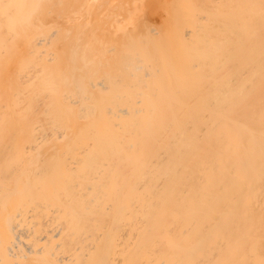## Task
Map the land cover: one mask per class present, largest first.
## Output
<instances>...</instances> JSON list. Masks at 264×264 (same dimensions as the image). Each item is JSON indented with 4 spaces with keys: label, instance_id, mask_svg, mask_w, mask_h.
Here are the masks:
<instances>
[{
    "label": "bare ground",
    "instance_id": "1",
    "mask_svg": "<svg viewBox=\"0 0 264 264\" xmlns=\"http://www.w3.org/2000/svg\"><path fill=\"white\" fill-rule=\"evenodd\" d=\"M33 1L0 0L1 41L67 11L39 0L30 17ZM186 2L172 40L149 21L143 49L119 14L130 52L96 28L86 44L76 16L64 69L73 32L31 23L18 62L36 64L17 63L15 108L0 104V264H264V0Z\"/></svg>",
    "mask_w": 264,
    "mask_h": 264
},
{
    "label": "rangeland",
    "instance_id": "2",
    "mask_svg": "<svg viewBox=\"0 0 264 264\" xmlns=\"http://www.w3.org/2000/svg\"><path fill=\"white\" fill-rule=\"evenodd\" d=\"M44 1H45V0H43V2H42V1H41V2L44 3ZM50 1H53V0H50ZM54 1L57 2V0H54ZM60 1L63 2V5H62V6H64V5L66 6V7L64 6V8L61 6V8L64 9L63 12L65 11L66 8H67V9H66L67 11H68V10H69V11H70V10L72 11L71 7H72L73 4H72L71 6L69 5V3H70L69 1H70V0H69V1H68V0H67V1H66V0H64V1H63V0H60ZM76 1L79 3L78 0H76ZM80 1H81V0H80ZM85 1H86V2H85ZM99 1H100V2H99ZM102 1H103V0H102ZM102 1H101V0H82V1H81L82 4H81V3H80L81 5L78 4L79 7H78V5H77V6L75 5V6L78 7V8H75L76 10L73 9V10H75V11H72V12H75V14H73V15L75 16V18H74V16L72 15L73 17L70 16L71 19H70L69 16H68L69 18L67 17V11H65L66 16H65V14H64V16H63L64 19H62V18H63V17H62V14H61L62 9H61V12H59V11H60V8H59V9L57 8L59 11H58V14H57L58 16L56 17V16H55V15H56L55 13H57V12H55V9H56L55 7H56V5H55L54 2H53L52 5H51V2L48 1L50 7H52V8L54 7L53 9H51V8L49 7V5H48V7H49L51 10H54L55 13L52 11V13H54V16L52 15V16H51L52 19H49L50 21H48V22L46 23V21H47L48 19L45 18V16H46L48 13H47L46 15L43 14V15H45V16L42 15V19L45 18V19H47V20H44V21H45V24H44V23H43L44 21H42V19L40 18V19H41L40 22H42L44 25H46V24L49 23L50 25H52L51 27H54V30H56V31H57V28H56V25H57V24H60V23H61V26H62V25H63L62 23H65V24L62 26L63 29H62V28L60 27V25H59L60 28H58V29H59L58 32L60 31V29H61V31L64 30V28H65V30H66V28H67V29H70V31H71L70 33L73 32V33H72L73 35H71V34L68 33V34H67L68 36L63 32V33H62L63 35H62V34H61V35H62L63 37H64V35H65V36H66V39H65V38H64V39L61 38L60 40H62V41L60 42V40H58L59 43H56L57 45L55 44L54 41L57 40L59 37H61V35L58 36V38H57V36H56L55 40L53 41V43L56 45L57 49L60 48V47H62V46H63V49H64V47H66L65 50L62 49V52L66 51V53L64 52V53H65L64 55L61 53V54L63 55V60H62L63 62L60 63V65L64 66V67L61 66L62 69L66 68L67 63H68V65H69L68 58H71V57H72V56H69V54L71 55L70 52H72V50H71V47H72V46H71V44H70L71 47L69 46V42H70V41L68 40V37H73V36H74V38L78 39V37H76V36H77V35L80 36L81 33L79 34L78 32H80V30H81L82 28H83L82 32H84V30H85V32L88 30L86 33L84 32L85 35L88 34V33H89V34L93 33V31L95 30L94 28H96V30H95L94 32H96V34H97V32L100 33V27L103 25V27H101V30L103 29V31H101L100 34H103V33H106V34H107V33H108L106 36L109 37V38L107 39V38H105L104 34H103V36H102V35H100L99 33H98V35H99L98 38H100V39L103 38V40L105 41V42L103 41L104 44H106V45H108V44H112V43H113L112 41H116V39H117V41L113 43V45L116 46V47H117L118 45H119L118 47H120V45H121V47L124 45L123 48H124V50H125V47L127 46V48H128V45H129V43L131 42L130 44H133V43H134L135 45H137L138 48L136 47V49H139V46H140V44H141V47H140V49H141V48L144 46L143 44H144L145 42H147V41H145L146 38H144L143 36H144L147 32H149V33L146 34V37L148 38L147 40H149V44H150V40H151V38H153V36H151V35H155L153 31H149V29H150L151 26H153V27L156 26V28H154V29H156L155 32L157 33V32L159 31L158 34H156V35H159V36H161V37H162V36H164V37H168L169 34L172 35V33L175 34L176 31H177V28H178V24H179V22L176 23V22L179 20V18H178V17L180 16L179 14L182 13V11L185 12V11L187 10V9H186V6H187L186 4L188 3V2H186L187 0H186V1L183 0L184 3L182 2V0H175V3L173 2L174 0H132V2H133V5H132L131 0H130V1H129V0H126V1H125V0H121V1H120V0H117V1H116V0H112V1H110V0H109V1L104 0V1H106V2H104V3H102ZM118 1H120L121 3L118 2ZM128 1H129V2H128ZM178 1H179V2H178ZM33 2H34V4H33L32 8L30 9V12L27 11V12H28L27 15H28V14L30 15V14L34 13L33 10L35 9L34 11H36V9H37L36 6L38 5L39 0H38V1H37V0H34ZM41 2H40V3H41ZM46 2H47V0H46ZM46 2H45V3H46ZM58 2H59V1H58ZM58 2H57L56 4H57V5H60ZM62 2H61V4H62ZM72 2H75V1L72 0ZM72 2H71V3H72ZM111 2H112V3H111ZM117 2H118V3H117ZM180 2H181V4L183 3L185 6H183V7L180 6L181 9L179 10V9H178L179 6H177V5H179ZM185 2H186V4H185ZM67 3H68V4H67ZM75 3H76V2H75ZM84 3H85V4H84ZM92 3H93V4H92ZM98 3H99V4H98ZM105 3H106V4H105ZM110 3L113 4V5H111ZM119 3H120V4H119ZM122 3H123L124 5H121ZM35 4H36V5H35ZM47 4H48V3H47ZM47 4H44L43 6H41L40 4H39V5H40L41 7H44V9H45V7H47V6H46ZM101 4H102V5H101ZM183 4H182V5H183ZM39 5H38V6H39ZM68 5H69V7H68ZM82 5H83V6H82ZM98 5H99V7H98ZM125 5H127V8H126V9H128V10H127V14H125V15H124V14L121 15L122 13H126V10H125V8H124ZM136 5H137V6H136ZM100 6H101V7H100ZM111 6H112V7H111ZM129 6H130V7H129ZM135 6H136V7H135ZM173 6H174V7H173ZM57 7H59V6H57ZM80 7H81V8H80ZM94 7H95V9H94ZM96 7L99 8V9H96ZM69 8H70V9H69ZM73 8H74V5H73ZM79 8H80V10H79ZM131 8H132V9H131ZM133 8H135V9L137 10V12L135 11V9L133 10ZM0 9H1V8H0ZM39 9H40L39 12H41V8H39ZM44 9H42V12H45V11L47 10V9H45V11H43ZM77 9H78V11H77ZM91 9H92L93 12H92V11H89V10H91ZM102 9H105V10L103 11ZM129 9L131 10V12H128V11H130ZM177 9H178L179 11H178ZM1 10H2V9H1ZM51 10L49 11L50 13H51ZM122 10H125V11L123 12ZM56 11H57V10H56ZM76 11H77V12H76ZM139 11H140V12H139ZM141 11H142V12H141ZM177 11H178V12H177ZM3 12H4V11H3ZM3 12H2V13H3ZM97 12H98V14H97ZM102 12H103L104 14H103ZM107 12H108V13H107ZM112 12H115V14H112L113 16H111V13H112ZM132 12L134 13V15L131 14ZM35 13H38V11L35 12ZM35 13H34V15H37V14H35ZM59 13L61 14V17H59V16H60ZM68 13H69V12H68ZM76 13H77V14H76ZM86 13H87V14H86ZM135 13H137V16L135 15ZM0 14H1V12H0ZM21 14H22V13H21ZM21 14H18V15H21ZM69 14H72V13L70 12ZM85 14H86V15H85ZM88 14H89V15H88ZM95 14H96V15H95ZM99 14L102 15V17H103V16H104V17L102 18ZM119 14H120V16H123V17L125 16L124 18H125L126 20H128V21L135 20V21H136V22H135L136 25H135V27H132V28H135V29L137 28L136 31H139V32L142 31V32L144 33V30H145V34L143 35V33H141V32H140V33H139V32L137 33V32H135V31H132V30H134V29H132V30L130 29V31L135 32V33H134V34H135L134 36L139 37V38H136V37L134 38V39H136V41H137L138 44L140 43L139 40H140V41H143V42H141V43L139 44V46H138V44L136 43V41H135V42H132L131 40H127V39H129V38H127V37H129V33H132V32L129 31V33H128V32H126V33L123 32V33H122V30L119 31L120 26H118L117 23H118V19H122V18L119 16ZM138 14H140L141 16H139ZM157 14H158L159 16H158ZM3 15H4V14H3ZM32 15H33V14H32ZM32 15H30V17H31ZM34 15H33V16H34ZM38 15H41V13L38 14ZM50 15H51V14H49V18H50ZM107 15H108V16H107ZM109 15H110V16H109ZM114 15H115V16H114ZM171 15H172V16H171ZM173 15H174V16L176 15V16L173 17ZM16 16H17V15H16ZM22 16H23V15H22ZM22 16H21V17H22ZM33 16H32V17H33ZM76 16H77V17H80V19H78ZM88 16H89V17H88ZM138 16L141 17V19H140ZM147 16H148V17H147ZM149 16H150V17H149ZM177 16H178V17H177ZM21 17L18 18V16H17V18L15 17V19H17L18 21H20V22L23 23V22L25 21V18H27V19L30 18V17L26 16V17H23L24 19L21 21V20H20V19H22ZM32 17H31V20H32L31 23L34 24L33 21H35V20H36L35 24L37 23V21L39 22V19H35V20H34V18H35L36 16L33 17V19H32ZM37 17H38V16H37ZM39 17H40V16H39ZM47 17H48V16H47ZM53 17H56V18H53ZM58 17L60 18V20L62 19L60 22L58 21V19H59ZM99 17H101V18H99ZM109 17H112V18H113V17H116L115 19H117V20L115 21V19H112V18H111V19H112V23H109V22L111 21V20L109 19ZM145 17H146V18H145ZM156 17H157V18H156ZM176 17L178 18L177 21H176V19H177ZM3 18L6 19V17H3ZM57 18H58V19H57ZM65 18H68V19H65ZM90 18H91V19H90ZM92 18H93V21L95 20V21L97 22V23L95 22V23H96V24H95V27H94V24H92V23H94V22L92 21ZM149 18H151V20H150ZM153 18H154V19H153ZM155 18H156V19H155ZM1 19H2V17L0 16V20H1ZM7 19H9V18H7ZM11 19H12V18H11ZM11 19H9V20H10L9 23L12 22V23L14 24V23L17 21V20H16L15 22H13V20L11 21ZM13 19H14V18H13ZM27 19H26V20H27ZM69 19H70V21H68ZM73 19H74V22H76V20L78 19V22H80V25H83L84 22H85V25L88 24L86 27L89 28V29H87V28L85 27V25H84V26H81L82 28L80 29V28H79V26H80L79 23H77L78 28L75 27V23L73 22ZM75 19H76V20H75ZM81 19H82V20H81ZM83 19H84L85 21H84ZM98 19H101V20H100L101 23H99V24H101V25H98V26H97V24H98V22H99ZM104 19H105V20H104ZM147 19H148V20H147ZM3 20H4V19H3ZM3 20L0 21V24L2 23V24L0 25V27H1L0 29H2L4 26L9 28L8 25H10V24H8V25L6 24V25H7V26H6V25H5V20H4V21H3ZM64 20H67V21H64ZM71 20H72V21H71ZM86 20H87L88 23L86 22ZM106 20H107V22H106ZM18 21H17V22H18ZM51 21H52V22H51ZM54 21H55L56 23H55ZM83 21H84V22H83ZM89 21L92 22V23L89 24V23H90ZM149 21H150V22H149ZM151 21H152V22H151ZM153 21H155L156 23L153 22ZM158 21H159V22H158ZM174 21H176V22H174ZM20 22H18V23H20ZM40 22H39V23H40ZM69 22H71V23H69ZM72 22H73V23H72ZM113 22H115V23H113ZM146 22H147V23H146ZM148 22H149L150 24H152V25L149 26L150 24H148ZM160 22H161V23H160ZM6 23H8V21H7ZM28 23H30V22H28ZM28 23H27V24H28ZM31 23H30V25H26L27 27L24 26V25L22 24L24 27H26V28L28 29V30H26V28H24V29H25V32H27V31L29 32V28H30L29 26H33V25H31ZM51 23H53L54 26H53V24H51ZM106 23H107V25H105ZM140 23H141V24H140ZM144 23H145V25H144ZM157 23H158V25H157ZM55 24H56V25H55ZM73 24H74V25H73ZM110 24H111V25H110ZM113 24H114V25H113ZM115 24H116V25H115ZM159 24H160V25H159ZM3 25H4V26H3ZM14 25H15V24H14ZM19 25H21V24H19ZM38 25H39L38 23H37V26L34 25V26H36V27H34V28L36 29L37 27H39V26L41 25V23H40L39 26H38ZM44 25H41V26H44ZM72 25H73V26H72ZM147 25L149 26L148 29H147V27H148ZM167 25H168V26H167ZM16 26L18 27V29L22 28L21 26H20V27H19L18 25H16ZM48 26H49V25H48ZM48 26L46 25V27H48ZM92 26H93V29H92V31H91V27H92ZM145 26H147L146 29H145ZM69 27H71V28H69ZM97 27H98V28H97ZM104 27H105V28H104ZM107 27L109 28V30H108ZM110 27H112V28H110ZM153 27H152V29H153ZM165 27H166V28H165ZM176 27H177V28H176ZM12 28L14 29L15 26L12 27V24H11V26H10V30H12ZM72 28H74V29H72ZM75 28H76V30H75ZM84 28H86V29H84ZM114 28H116V30H112V29H114ZM126 28H127V27H126ZM159 28H160V29H159ZM3 29H5V28H3ZM6 29H7V28H6ZM24 29H23V31H24ZM32 29H33V27L30 28L31 32L34 31V30H32ZM71 29H72V30H71ZM77 29H80V30L78 31ZM152 29H151V30H152ZM97 30H98V31H97ZM104 30H105V31H104ZM161 30H162V32H161ZM12 31H13V30H12ZM12 31H11L10 34H9V33H8L9 30H7V31L3 30L2 35L5 34L6 37H5V36L2 37V35H1V37H2L1 39H4V37H5V38L7 39L6 42H8V43H7L8 46H5V45H4V42H5L4 40H5V39H4L3 41L0 40V44L2 43V44L0 45V48L2 49V48L5 47V48L3 49L4 52H5V54L3 53V50H1L2 52L0 51V55H2V54L6 55L8 52H10V51H7L8 49L10 50V48H8V47H9V46H12V44H14L16 41H18V40H16V39H18L20 36H18V38H17L16 36H13V38H16V39H15L16 41H15V40L13 41V40H12L13 38H12L11 40H12L13 42H9V41H10V38H11L12 35H13V32H12ZM14 31H15V30H14ZM66 31H67V30H66ZM74 31H77V32H76L77 35H74V34H76ZM117 31H119V32H120L121 34H123V35H120V33H118ZM146 31H147V32H146ZM4 32H6V33H4ZM17 32H19V31L17 30ZM20 32H22V29L20 30ZM25 32H22V33H21L22 35H23V33H24V35L27 34L26 37H25V39L21 40V41H22L21 43H20V42L16 43V45H18V47L15 46V44H14V46L17 47V48H15V47L13 46V47H14L13 50L15 51V49H17V51H16L15 53H12V51L10 52L12 55L15 54V55H13V59L10 58V57H12V56H11V54H9V53H8V54H9L10 56L7 55V58L9 57L11 60L8 59L9 62L7 61V63H6V60H7V59H6V56L3 55L2 57H0V59H1L2 62H3L2 65H1V63H0V69H1V70H0V85H2V87L0 86V88H4V90L0 91V104H1V107H2V105H3V107H6V108H8V106H9V108H10V107H11V108L14 107V106L12 107V105H9L10 103L8 104L7 102L10 101L11 104H12V102H13V100H14V97H15V96H13V95H14L15 93H13V95H12V93H10V94H5L4 92H6V91H5V87H6V89H7V87L9 88V89L7 90V92H8V91H9V92L11 91V82L13 81L12 79L15 80V78H16V80H17L18 69H19V71L22 70V65L26 66V65H29V64L31 63L30 65L33 66L34 64H36L35 62L33 63V61H32L33 59L30 61V58H33L32 55L35 54V53H33L32 55L30 54L31 57H30V56H27V53H26V54H25L26 56L24 57L26 61H25L24 59H22V62H21V63L18 62V59H21V54H22V53H23V54L25 53V50H26V49H25V45H26L27 42H28L27 38H28V35L31 33V32H30V33H28V32L25 33ZM160 32H161V33H160ZM0 33H1V32H0ZM15 33H16V31H15ZM111 33H113V36H114V34H116V35L118 36L119 40H118L117 36H115V38H116V39H115V38L111 35ZM7 34L10 35V36H9V37H10V38H9V41H8ZM56 34H57V33H56ZM59 34H60V33H58V35H59ZM96 34L93 33V34H91V35H93V36L95 35V36H96ZM109 34H110V36H108ZM132 34H133V33H132ZM140 34H141V36H140ZM16 35H20V34L17 33ZM22 35H21V36H22ZM85 35H84V36H85ZM91 35H90V36L88 35V36L91 38ZM98 35H97V36H98ZM81 36L84 37L83 34H82ZM93 36H92V37H93ZM95 36H94V38L91 39L92 41L89 40V39H87L88 41H90V43L86 40L87 35L85 36V39H84L85 41L83 40L82 37H81V40L84 41V42H86V44H93V43L95 44V43L97 42V40H99V39L95 40ZM97 36H96V37H97ZM100 36H102V37H100ZM111 36H112V38H113V40H111L112 43L109 41L110 38H111ZM148 36H149V37L151 36V37L149 38ZM172 36H173V35H172ZM172 36H169L170 40H172V38H171ZM23 37H24V36H23ZM23 37H20V38H23ZM142 37H143V38H142ZM124 38H126V39H124ZM106 39H107L109 42H108V41L106 42ZM138 39H139V40H138ZM19 40H20V39H19ZM78 40H80V38H79ZM81 40H80V43H83ZM93 40H94V42H93ZM101 40H102V39H101ZM58 41H57V42H58ZM129 41H130V42H129ZM6 42H5V43H6ZM87 42H88V43H87ZM92 42H93V43H92ZM117 42H119V44L116 45L115 43H117ZM126 42L128 43V45H127ZM63 43H64V44H63ZM107 43H108V44H107ZM147 43H148V42H147ZM7 44H6V45H7ZM84 44H85V43H84ZM125 44H126V46H125ZM134 44H133V46L135 47ZM145 44H146V43H145ZM149 44H146L145 46H147V45H149ZM19 45H20V46H19ZM64 45H65V46H64ZM2 46H3V47H2ZM21 46L23 47V49L19 52L18 49H19V47H21ZM58 46H59V47H58ZM129 46H131V45H129ZM116 47H115V48H116ZM121 47H120V48H121ZM134 47H133V48L131 47L132 49L129 47V48L131 49L130 51H133V49H135ZM147 47H148V46H147ZM7 48H8V49H7ZM69 48H70V52H69ZM115 48H114V49H115ZM129 48L126 50L127 52H130V51H129ZM143 48H144V47H143ZM143 48H142V49H143ZM11 50H12V48H11ZM59 50H61V48L58 49V51H59ZM118 50H119V49H118ZM6 51H7V52H6ZM114 51H116V50H113V52H114ZM120 51H121V50H120ZM68 52H69V54L67 55ZM108 53H109V52H108ZM108 53L105 54V57H107V58H108V56H109ZM23 54H22V55H23ZM59 54H60V52H59ZM110 54H112V53H110ZM113 54H115V53H113ZM116 54H117V53H116ZM28 55H29V53H28ZM23 56H24V55H23ZM23 56H22V58H23ZM59 56H60V55H59ZM67 56H68V58H67V62H65L66 60L64 61V59H66ZM110 56H111V55H110ZM19 57H20V58H19ZM28 57H29V58H28ZM60 57H61V56H60ZM60 57H59V58H60ZM35 58H36V57H35ZM35 58H34V59H35ZM5 59H6V60H5ZM12 60H13V61H12ZM35 60H36V62H37L38 59H35ZM59 60H60V59H59ZM19 61H21V60H19ZM71 61L73 62V59H72V58L70 59V63H72ZM0 62H1V61H0ZM11 62H12V63H11ZM28 62H30V63L27 64ZM17 63H19L18 66H17ZM65 63H66V64H65ZM4 64H5L7 67L4 68V66H5ZM9 64H10V66H8ZM20 64H21V65H20ZM19 65H20V66H19ZM2 66H3V67H2ZM16 66L18 67V69H17ZM70 66H71V64H70ZM26 67H27V66H26ZM28 67H29V66H28ZM28 67H27V68H28ZM3 68H4V69H3ZM20 68H21V69H20ZM27 68H26V70H27ZM29 68H31V67H29ZM29 68H28V70H29ZM23 69H25V68L23 67ZM26 70H25V71H26ZM2 71H3V73H2ZM15 71H16V73H15ZM5 73H6V75L8 74V75L11 76V77L9 78L8 76L5 75ZM3 74H4V75H3ZM14 74H16L15 77H14ZM3 76H4V78H5V76L8 77V78H7V80L9 79V80H8V83H7L6 78L4 79ZM12 77H13V78H12ZM2 78H3V81H2ZM61 78H63V77H61ZM16 80H15V83L18 82V80H17V81H16ZM1 81H2V82H1ZM4 81H6V84H4V83H5ZM7 84H8V86H5V85H7ZM12 84H13V83H12ZM17 84H18V83H17ZM17 84H16V85H17ZM13 85H14V84H13ZM13 85H12V86H13ZM12 88H14V87H12ZM9 92H8V93H9ZM12 92H14V90H13ZM3 98H4V99H3ZM5 98H6L7 100H6ZM1 100L3 101L2 103H1ZM5 101H6V104H7V105L5 104ZM26 106H27V105H25V108H26ZM28 106H29V105H28ZM30 106H33V105H30ZM30 106H29V107H30ZM22 107H23V106H22ZM29 107H27V108H29ZM33 107H34V106H33ZM14 108H15V107H14ZM16 108H17V107H16ZM19 108H21V107H19ZM23 108H24V107H23ZM30 108H32V107H30ZM74 108H76V105H75Z\"/></svg>",
    "mask_w": 264,
    "mask_h": 264
}]
</instances>
